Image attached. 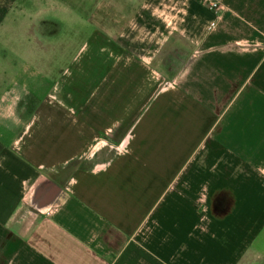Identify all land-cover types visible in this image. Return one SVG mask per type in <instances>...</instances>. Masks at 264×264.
Returning <instances> with one entry per match:
<instances>
[{
	"label": "crops",
	"instance_id": "1",
	"mask_svg": "<svg viewBox=\"0 0 264 264\" xmlns=\"http://www.w3.org/2000/svg\"><path fill=\"white\" fill-rule=\"evenodd\" d=\"M0 36V264H264V0H16Z\"/></svg>",
	"mask_w": 264,
	"mask_h": 264
},
{
	"label": "trees",
	"instance_id": "2",
	"mask_svg": "<svg viewBox=\"0 0 264 264\" xmlns=\"http://www.w3.org/2000/svg\"><path fill=\"white\" fill-rule=\"evenodd\" d=\"M16 0H0V25Z\"/></svg>",
	"mask_w": 264,
	"mask_h": 264
},
{
	"label": "built area",
	"instance_id": "3",
	"mask_svg": "<svg viewBox=\"0 0 264 264\" xmlns=\"http://www.w3.org/2000/svg\"><path fill=\"white\" fill-rule=\"evenodd\" d=\"M209 6L211 9L215 10V11H220L221 15H225L227 10L224 7V5L220 4V3H216V2H209Z\"/></svg>",
	"mask_w": 264,
	"mask_h": 264
},
{
	"label": "rangeland",
	"instance_id": "4",
	"mask_svg": "<svg viewBox=\"0 0 264 264\" xmlns=\"http://www.w3.org/2000/svg\"><path fill=\"white\" fill-rule=\"evenodd\" d=\"M3 38H4L3 36H0V40H3ZM92 154H93L92 156H94V157L96 156V153H95L94 151H93ZM86 161H89V160H86ZM78 163H79V162H78ZM80 163L82 164L83 162H80Z\"/></svg>",
	"mask_w": 264,
	"mask_h": 264
}]
</instances>
